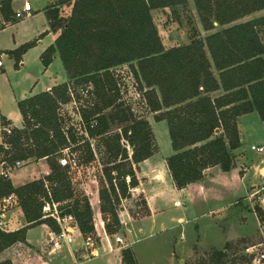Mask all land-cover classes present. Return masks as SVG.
Here are the masks:
<instances>
[{
    "label": "trees",
    "instance_id": "1",
    "mask_svg": "<svg viewBox=\"0 0 264 264\" xmlns=\"http://www.w3.org/2000/svg\"><path fill=\"white\" fill-rule=\"evenodd\" d=\"M185 4L186 0H60L46 11L50 31L60 33L41 54V63L47 68L58 55L68 81L19 101L23 126L12 129L0 145V162L9 167L44 160L49 168L47 176L17 188L0 177V199L14 194L27 224L11 232L0 230V253L24 243L27 230L34 226L45 224L58 232L52 219L43 218L44 201L73 215L82 236L92 233L89 201L74 187L79 171L97 166L91 141L98 138L110 165L98 180L99 210L105 232H118L116 206L138 186L134 165L155 152L148 121L136 117L121 101L115 74L121 66L127 65L132 78L144 84L146 107L154 121L167 123L172 155L165 162L176 189L200 181L207 168L220 166L223 172L233 168L231 151L240 143L237 118L257 112L264 121V16L235 22L263 11L264 0H194L202 29L211 31L215 23L221 29L204 40L165 49L151 12ZM64 5L71 6L65 18L59 10ZM0 15L5 22L12 21V0H0ZM35 43L6 54L17 66ZM76 87H81V95L87 89L84 96L97 101L77 110L84 132L81 139L64 130L59 113L61 105L73 102ZM114 125L119 132L112 129ZM65 151L70 155L67 160L75 158V168L60 165ZM255 213L264 221L259 208ZM224 256L214 251L212 257ZM121 257L122 264H136L129 248L121 251Z\"/></svg>",
    "mask_w": 264,
    "mask_h": 264
},
{
    "label": "rangeland",
    "instance_id": "2",
    "mask_svg": "<svg viewBox=\"0 0 264 264\" xmlns=\"http://www.w3.org/2000/svg\"><path fill=\"white\" fill-rule=\"evenodd\" d=\"M24 1L13 0V5L18 9ZM27 1L32 6V12L30 13L32 16L15 19L14 25L0 30L1 49L8 50L13 45H16L15 49H17L24 45L26 41H31L35 37L42 39V45L48 43L49 37L44 35L46 18L42 10L45 0ZM70 9L68 5L61 6L60 16L68 17ZM151 16L165 49L188 44L193 39L204 40L206 36L221 29L215 25L211 31L202 29L194 0H186V4L183 6L152 11ZM262 16H264V10L251 14L235 23L246 22ZM0 18H2L1 15ZM4 24L3 20L0 19V28L4 27ZM33 47L30 48L31 50L23 66H16V61L7 55L0 57V115L9 117L15 127L21 126L17 102L27 97L33 86H35L34 91L38 93L43 89L44 84L50 80L59 83L66 79V73L60 61H56L45 71L38 56V49L42 46L35 44ZM115 74L118 78L121 101L125 103L126 107L130 108L136 117L148 121L152 132L154 150L157 152L158 159L162 162L165 157L171 155L167 123L165 121H154L155 115L149 112L146 107L144 84H140L132 78L127 65L118 68ZM80 88L72 89L76 104L61 105L59 108V113L64 121V130H71L78 139H81V136L83 137L84 132L77 110L81 106H87L86 104L89 101L93 104L97 103L95 98L81 95ZM117 127V125H114L112 129L119 132ZM239 127L243 140L242 149L246 153L248 164H253L254 168L257 165L264 166V151L261 153L251 151V146H262L264 148V121L259 118L257 113H251L240 119ZM4 138V135L0 136L1 142H4ZM101 140L102 138H98L91 141L97 166L93 165L79 171L75 177V181L78 183L74 187L76 193L85 195L89 201L94 228L91 236L99 243L98 245L104 244L107 247L117 245L124 246L123 248L126 249L129 248V242L133 241V251L138 256L141 264H173V262L178 264L179 261H176V257L179 256L181 248L195 245L199 239L202 241V245L198 243L199 249L195 250L194 254L186 258L181 264H251L253 262L254 256L251 253L254 250L253 248L258 249V245L264 241V221L258 222L254 215L256 209H258L260 193L253 195L251 200H248L249 195L255 192L254 188L249 186L247 192L245 188H235L230 192L231 188H229V191H223L220 197L221 200L213 198L204 203L197 200L194 207H192V211L183 198L180 201L184 204L181 207H176L175 200L177 196L165 191L162 204L158 209L159 212H157L159 214L145 221L144 234L139 236L138 239H134L138 235L134 230L133 238L130 236L129 241L128 233L122 225H119L116 234H107L99 210L98 180L99 176H103V168L110 165H107L108 154ZM123 144L126 143L123 141ZM73 146L76 145L73 144ZM126 148L128 154L131 155V148L129 146ZM81 152L82 150L79 149L75 157L78 163L82 158ZM69 156V151H65L64 158L67 159ZM31 163L32 160L23 162L21 167L15 169L17 172L11 176V182L14 185L21 183L25 174H32L36 171V166ZM41 169L47 171L46 174H44L45 172L42 173L43 177L49 174V168L45 163H43ZM158 170L161 171L160 166H158ZM260 184H264V178L260 180ZM235 200L236 202H234ZM228 204L231 205L230 208L229 206L226 207ZM219 207L223 210H217ZM116 210L119 220L125 219L126 214L129 215L130 222L134 224L136 229L138 227L137 222L146 217L148 213L144 196L136 192L129 193L126 198H120ZM178 218H183L184 222L182 224L178 223ZM148 225L153 227L150 229L147 227ZM116 235L123 239V245L116 243ZM224 236L226 238L234 237L229 240L224 248L226 249L225 256L221 259L212 257L214 250L207 245L220 248Z\"/></svg>",
    "mask_w": 264,
    "mask_h": 264
},
{
    "label": "crops",
    "instance_id": "3",
    "mask_svg": "<svg viewBox=\"0 0 264 264\" xmlns=\"http://www.w3.org/2000/svg\"><path fill=\"white\" fill-rule=\"evenodd\" d=\"M59 1L60 0H45L44 7L42 8L45 18H46V11L50 9L52 6H54L55 4H57ZM26 2L29 3L27 0H25L22 3V5L20 4V6L17 9L14 7L13 0H12L13 11L15 12L21 9L24 3ZM68 7L71 8V6H68ZM60 8L61 7H59V10ZM29 16H32V14L31 15L29 14ZM0 19L3 20L2 18ZM14 21H15V18H13L11 22H5L3 20L5 24H4V27L0 28V30L4 29L7 26L14 25ZM44 28H45L44 35H46V37H49L48 43H46L45 45H42L41 44L42 39L37 38V37L33 38L31 41L25 42V44H27V43L36 41L35 44H38V45L40 44L42 46L38 49V56H39L40 62H41V59H40L41 54L49 46H51L54 43V41L56 40V38L58 37L60 33V31L56 33L50 31L47 18H46V23H45ZM15 47L16 45L10 46L8 50L0 48V51H1L0 57L3 55H7L6 52L14 51ZM31 49L29 48L20 57V61L18 62L17 66L18 65L23 66L25 64L26 58L28 57L29 51ZM56 61H60V58L58 55L54 57L52 63L47 68H45L42 65V63L41 65L44 67L45 71H47L49 67ZM67 81H68L67 77L64 81L59 82V83L50 80L48 83L44 84L43 89H41L40 92L38 93L34 91L35 86H33V88L29 91L28 96L20 99L19 101L24 100L30 96L42 93V92H48L51 90V88L57 85L63 84ZM252 113H257V112H252ZM246 115L248 114L241 115L236 120L240 143H239L238 148L231 151V154L234 157V166L229 172H223L220 166H214V167L207 168L206 170L203 171L202 179L200 181L192 183L184 189L178 190L174 187L172 179L168 173L166 162H165V159L167 157H165L163 161L161 162L157 157V152H154V154L150 158L146 159L143 162L138 163L137 165H134L135 175L138 181V186L135 188V192L144 196L148 213L146 217L142 218L139 222H137L138 224L137 229L134 226V224L130 222L129 215L126 214L125 219L120 220V225H122L128 233L129 241H130V236H132L133 238V234L135 233V231L138 234L136 237H134L135 240L138 239L139 236H142L144 234L143 227H144L145 221L159 214L157 212H159L158 209H159V206L162 204L165 191L170 192L174 194L175 196H177V199L175 200V202L182 200V198L185 199L186 203H188L189 207L191 208L190 210L192 211L193 209L192 207H194V205L196 204L195 202L197 200L199 202L204 203L205 201L212 200L213 198L220 199L221 195L223 194V191H229L228 190L229 188H231L230 192L232 190H235V188H239V189L245 188L247 192V189L249 186L251 188H254L253 190L255 192L249 195L247 199L251 200L253 195L260 193V197L258 199L259 200L258 208L262 211L264 215V184H260V180L264 178V166L257 165V167L254 168L253 164H248L247 162L248 158L246 156V153L243 152V149H242L243 140H242V134H241L240 127H239V121L241 118L245 117ZM20 122H21V126L15 127L9 117L0 115V123L3 125H8L11 129H14V128L21 129L22 128L23 120H22L21 115H20ZM2 135L8 136L4 133H0V136ZM1 144H3V142H1L0 140V145ZM257 147H262V146H257ZM171 155H172V149H171ZM43 163H45L44 160L32 162L31 164H34L36 166V171L32 172V174H25L24 180L17 185H14L11 182V176L13 175V173H16L17 170H15L14 172L13 171L8 172L7 179L10 180L11 185L14 188L27 184L31 181L38 180L44 176V175L42 176V173L44 172H45L44 174L47 173L45 169L44 170L41 169V167L43 166ZM158 166H160L161 171L158 170ZM4 171H6V167L0 166V174ZM197 198H200V199H197ZM236 200L234 202H236ZM230 204L226 205V207L229 206L230 208L231 206ZM176 207H181V206H176ZM217 210L220 211L223 209L219 207L217 208ZM254 215L256 216L259 222L257 215L255 213ZM3 220L7 224V228L6 230H4L7 232L18 230L27 225L25 222L23 213L18 205L10 208L5 213V217ZM177 222L182 224L184 220L183 218H178ZM129 226L131 227L130 229H129ZM147 227L151 229L153 226L148 225ZM53 233L55 232H53L45 224L37 225V226H34L28 229L26 232V236H25V242L16 243L12 245L11 247L7 248L6 250H4L3 252H1L0 262L10 261L12 264H122L121 251L124 249L123 248L124 246L122 247V246H117V245H111L110 247H107L106 245L102 244L100 245L97 251V255L94 257H91L87 253V251L84 250L83 248V244H82L83 236L81 235L80 232H76L74 233V241L72 244L70 245L62 244L60 248L55 249L53 251L52 245L50 244V239ZM238 237H242V236H238ZM233 238H228V237L226 238L224 236V240L220 248H217L211 245H207V246L209 248H213L212 250L214 251H217V252L222 251L226 253V249L224 248L226 244L229 242V240ZM196 242L197 243H195V245H192L190 247L188 246L186 248H181L179 256L176 257V261H179L178 264H181L180 262H184L186 258L191 257L194 254L195 250L199 249L198 243L202 245V241L198 239ZM132 243L133 241L129 242L128 247L129 249H131L134 255L136 264H141L138 256L133 251Z\"/></svg>",
    "mask_w": 264,
    "mask_h": 264
},
{
    "label": "built area",
    "instance_id": "4",
    "mask_svg": "<svg viewBox=\"0 0 264 264\" xmlns=\"http://www.w3.org/2000/svg\"><path fill=\"white\" fill-rule=\"evenodd\" d=\"M32 12V7L29 3H24L23 7L14 12V18L20 19L25 16H29ZM84 95L88 94V90L86 89L83 92ZM72 104H76L75 99L72 96ZM11 128L8 125H3L0 123V133H4L6 135L11 134ZM251 150L261 153L264 151L263 147L251 146ZM23 162H16L12 167H9L4 162H0V166L6 167V171L0 174L2 178H8V172H11L22 166ZM61 166L69 165L71 168L76 167V160L74 157L70 159H61L59 160ZM127 181H129L127 179ZM130 194L135 193V188L129 190ZM18 205L17 198L14 194H10L2 199H0V230H6L7 224L4 222L5 213L12 207ZM176 206H182L183 203L181 201L175 202ZM43 218L52 219L56 225L58 226V232L53 233L50 239V244L52 245V250L60 248L62 244L70 245L74 241V233L79 232L76 220L73 215L65 213L63 210H60L58 206L53 202L44 201L43 207ZM122 223V222H121ZM124 225V223H123ZM83 248L87 251V253L94 257L97 255V251L100 247L99 243L93 239L91 234L82 238ZM116 243L123 244V239L116 235ZM253 262L251 264H264V241L258 245L257 248H253Z\"/></svg>",
    "mask_w": 264,
    "mask_h": 264
},
{
    "label": "water",
    "instance_id": "5",
    "mask_svg": "<svg viewBox=\"0 0 264 264\" xmlns=\"http://www.w3.org/2000/svg\"><path fill=\"white\" fill-rule=\"evenodd\" d=\"M214 25H215V26H217V24H216V23H215ZM180 263H181V262H180Z\"/></svg>",
    "mask_w": 264,
    "mask_h": 264
}]
</instances>
